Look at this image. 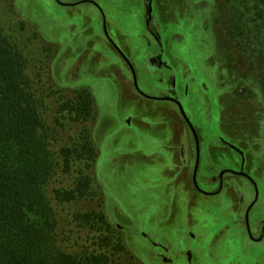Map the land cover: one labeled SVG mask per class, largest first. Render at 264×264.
Instances as JSON below:
<instances>
[{
    "label": "rangeland",
    "instance_id": "1",
    "mask_svg": "<svg viewBox=\"0 0 264 264\" xmlns=\"http://www.w3.org/2000/svg\"><path fill=\"white\" fill-rule=\"evenodd\" d=\"M151 1L147 25L144 0H0V28L41 101L48 150L87 128L97 152L89 170L78 163L46 186L57 244L70 254L106 253L108 264H264V240L252 241L264 221V94L255 62L228 37L223 0ZM155 57L161 66L150 63ZM79 91L92 100L85 123L62 110ZM163 96L180 101L197 137L198 191L196 141L178 108L156 100ZM79 170L99 196L58 202L56 191L73 188ZM227 170L244 172L260 193L249 221L247 180L226 174L221 193L210 195L212 179ZM93 211L108 229L76 219ZM105 237L119 238L125 251L106 248Z\"/></svg>",
    "mask_w": 264,
    "mask_h": 264
},
{
    "label": "trees",
    "instance_id": "2",
    "mask_svg": "<svg viewBox=\"0 0 264 264\" xmlns=\"http://www.w3.org/2000/svg\"><path fill=\"white\" fill-rule=\"evenodd\" d=\"M223 1L229 12L228 37L254 60L252 67L256 66L264 94V31L259 30L264 25V0ZM30 87L23 56L13 50L0 28V264H108L106 253L70 254L57 244L56 215L46 186L57 172H71L78 163L89 170L97 152L87 128L57 153L48 150L51 136L39 111L41 101ZM63 102L62 110L67 108L74 120L85 123L92 117L87 91ZM78 173L73 188L56 191L58 202L99 196L94 179L81 170ZM76 219L108 229L99 212L79 214ZM113 238L117 242L103 238L106 248L122 254L125 248L120 239Z\"/></svg>",
    "mask_w": 264,
    "mask_h": 264
},
{
    "label": "flooded vegetation",
    "instance_id": "3",
    "mask_svg": "<svg viewBox=\"0 0 264 264\" xmlns=\"http://www.w3.org/2000/svg\"><path fill=\"white\" fill-rule=\"evenodd\" d=\"M148 1H150L151 2V20L147 23V25L149 24L150 25V23L152 22V1L151 0H144V6H145V9H146V14H147V3H148ZM146 17H147V15H146ZM148 18V17H147ZM146 18V19H147ZM148 20V19H147ZM104 31H105V29H104ZM108 40L110 41V43L113 45V46H115L114 44H113V42L108 38ZM115 49H116V47H114ZM116 51L122 56V58H123V60H124V63H125V65L129 68V70H130V72L132 73V75H133V73H134V69H133V67H132V65H131V63L127 60V58H125L124 57V55L121 53V51L118 49H116ZM150 63L152 64V65H157V67L158 66H161V61L158 59V57H155V58H151L150 59ZM135 74V73H134ZM141 97H143V98H145V99H149V98H147V97H145L144 95H141V94H139ZM150 100V99H149ZM156 100H159V101H164V102H169V103H171V104H173V105H175L177 108H178V110H179V107H178V105H177V103L176 102H178V103H180V101L178 100V99H176L175 97H173V96H171V97H168V96H163V97H157V99ZM187 124V123H186ZM197 152V151H196ZM197 155V154H196ZM195 164H196V160H195ZM199 166V165H198ZM194 168H195V166H194ZM197 170H198V168H197ZM229 171H231V170H227L221 177H220V173L222 172H220L219 174H218V176L217 177H215V178H213L212 179V183H214V184H218V188H217V190L216 191H214V192H212V193H210V195L211 196H215V195H217V194H220L221 193V191H222V189L224 188V177H225V175L226 174H230L231 176H234V177H238V178H243V179H245V180H247L249 183H250V186H251V188H252V191H253V199L248 203V205H247V207H246V209L244 210V213H243V221L245 222L246 220H247V218H248V221L251 219V215H250V213L252 212V210H253V208L257 205V203L259 202V199H260V193H259V191L257 190V188H256V184H255V182L252 180V178L251 177H249V176H247L244 172H238V171H234V172H236V173H238V174H233V173H230ZM193 173H194V170H193ZM243 174V175H242ZM196 176H197V173H196ZM196 176H195V180H196ZM192 182H193V177H192ZM193 186H194V183H193ZM251 188H250V190H251ZM194 189L196 190V191H198V189L194 186ZM243 200V199H242ZM245 225V224H244ZM250 225V224H249ZM251 227V226H250ZM258 239H255V238H252V241H254V242H261L262 240H264V221L262 222V225L260 226V231H259V235H258V237H257Z\"/></svg>",
    "mask_w": 264,
    "mask_h": 264
},
{
    "label": "water",
    "instance_id": "4",
    "mask_svg": "<svg viewBox=\"0 0 264 264\" xmlns=\"http://www.w3.org/2000/svg\"><path fill=\"white\" fill-rule=\"evenodd\" d=\"M147 23L151 20V2L150 1H148V3H147ZM133 83H134V86H135V88L138 90V87H137V83H136V79H135V75H134V73H133ZM139 91V90H138ZM141 93V92H140ZM141 94H143V93H141ZM144 96H146V95H144ZM147 97V96H146ZM147 98H151V97H147ZM152 99H156V98H152ZM177 103V105H178V107H179V111H180V113H181V116H182V118L184 119V121L187 123V125H188V127L190 128V130H191V132L193 133V136H194V139H195V141H196V164H195V168H194V173H193V183H194V186L197 188V184H196V180H195V176H196V173H197V168H198V164H199V143L197 142V137H196V135H195V133H194V130H193V128H192V126H191V124H190V122H189V120H188V118H187V116H186V114L184 113V111H183V109H182V107H181V105H180V103H178V102H176ZM226 171H222L221 173H220V177L225 173ZM230 173H233V174H238V173H236V172H234V171H229ZM243 175V174H242Z\"/></svg>",
    "mask_w": 264,
    "mask_h": 264
}]
</instances>
